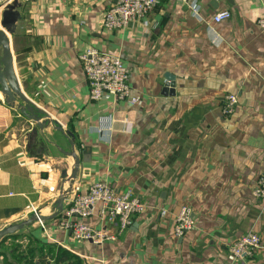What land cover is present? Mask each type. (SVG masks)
<instances>
[{
	"label": "crops",
	"instance_id": "obj_1",
	"mask_svg": "<svg viewBox=\"0 0 264 264\" xmlns=\"http://www.w3.org/2000/svg\"><path fill=\"white\" fill-rule=\"evenodd\" d=\"M190 1L163 0L142 20L109 31L102 17L116 0H0V16L16 2L8 33L14 69L45 122L39 128L0 91V229L29 218L32 207L54 212L72 147L79 168L63 210L75 186L84 193L99 181L146 206L116 240L102 243L73 238L60 211L43 220L47 234L37 221L15 232L26 239L23 248L42 244L52 256L65 248L83 264H264V197L253 194L264 172V30L257 24L264 0H194L200 19ZM221 10L230 18L211 24ZM89 47L122 59L136 103L111 94L90 99L79 60ZM227 94L237 96L230 114ZM183 206L194 225L176 237ZM98 212L95 205L86 219L96 228ZM249 231L260 246L234 258L229 246ZM13 242L7 238L0 264H25ZM48 253L44 264H54Z\"/></svg>",
	"mask_w": 264,
	"mask_h": 264
},
{
	"label": "built area",
	"instance_id": "obj_2",
	"mask_svg": "<svg viewBox=\"0 0 264 264\" xmlns=\"http://www.w3.org/2000/svg\"><path fill=\"white\" fill-rule=\"evenodd\" d=\"M163 0H117L103 13V26L112 31L125 28L129 22L142 20L148 13ZM192 13L200 16V5L191 0L188 4ZM228 10L215 12L211 17V24H218L228 18ZM218 17H220L218 19ZM144 25L148 22L143 20ZM257 24L264 30V16L258 18ZM79 60L89 85V97L98 100L105 94H111L117 99L126 100L132 104L139 100V96L132 94L129 84V69L124 65L118 55L89 47L79 55ZM237 103L235 94H227L224 98L223 112L230 114ZM75 196L69 206L62 210L59 224L69 230L73 238L78 240H91L95 243L114 241L131 224V219L136 214L145 211V204L130 190L117 191L109 184L99 181L89 184L84 193L79 188H74ZM253 194L264 197V172L261 173L254 185ZM99 205L98 217L102 224L96 228L86 219L92 215V209ZM34 214H37L32 207ZM166 211L163 210L162 214ZM43 233L47 234L46 226L42 220H37ZM108 223L110 228L104 224ZM194 219L190 208L183 206L175 218L174 235L181 237L185 231L192 228ZM260 246V237L252 231L238 237L230 246L229 252L234 258L251 255Z\"/></svg>",
	"mask_w": 264,
	"mask_h": 264
},
{
	"label": "water",
	"instance_id": "obj_3",
	"mask_svg": "<svg viewBox=\"0 0 264 264\" xmlns=\"http://www.w3.org/2000/svg\"><path fill=\"white\" fill-rule=\"evenodd\" d=\"M15 5L16 2H13L12 4L5 6L4 10L1 12L0 25L2 28L0 29V91L8 103L14 105L23 115L35 121L39 128H43L45 122L41 121L40 117L35 113V110L39 112V109L35 107L32 101L22 91L14 69V60L8 33L13 32L14 23L19 17V14L14 10ZM17 97L21 100V102L18 104H16ZM57 128L62 130L60 125H57ZM65 134L70 139L73 138V134L70 131L65 130ZM71 144L72 146L74 144L72 139ZM66 154L71 156L74 162L70 170V174L67 176V188H62L58 197L54 201V212L50 216H42L39 213H33L25 220L9 224L0 229V239L11 235L18 230H21L25 226H29L34 221H43L45 219L53 218L63 210V200L71 191V183L74 180L79 168V158L75 154L73 147L70 151L66 152ZM62 174L65 176L66 171L64 170Z\"/></svg>",
	"mask_w": 264,
	"mask_h": 264
},
{
	"label": "trees",
	"instance_id": "obj_4",
	"mask_svg": "<svg viewBox=\"0 0 264 264\" xmlns=\"http://www.w3.org/2000/svg\"><path fill=\"white\" fill-rule=\"evenodd\" d=\"M4 239H5V237L0 239V242H2ZM37 246H38V248H37L38 251L37 250L36 251H37L39 256H38V258H37L38 260H36V262H34V257L36 254L34 248H29L27 250V253L19 252L16 247L12 248V249L17 251L16 259L17 260L25 259V261H24L25 264H44L45 263L44 261L46 260L45 255H47L48 251H46L44 253V251H43L44 247L42 246V244L41 245L37 244ZM48 254L51 255L50 252ZM27 255H30V257L28 258ZM48 258H52L54 261V264H83L82 259L79 258V256H77V255L73 254L72 252L68 251L67 249L61 248V247L57 248L55 255H53V256L51 255V257H48Z\"/></svg>",
	"mask_w": 264,
	"mask_h": 264
},
{
	"label": "rangeland",
	"instance_id": "obj_5",
	"mask_svg": "<svg viewBox=\"0 0 264 264\" xmlns=\"http://www.w3.org/2000/svg\"><path fill=\"white\" fill-rule=\"evenodd\" d=\"M0 18H1V16H0ZM0 28H2L1 27V25H0ZM16 100H19L18 101V103L19 102H21V100L17 97L16 98ZM66 179V178H65ZM63 189H66V188H63ZM20 230H18V231H16V232H19ZM19 234H21V233H19ZM13 238V239H15V242H13V244L11 245V247L10 248H17V250L19 251V252H27V250L29 249V248H34L35 249V252H37L38 250H37V248H38V246L37 245H32V246H28V247H26L28 244H29V242L27 243V245L23 248L22 247V243H24V242H26V239H24L22 236H16L14 233L13 234H11V235H8V237L6 236L5 237V239L2 241V242H0V251H6V249L4 248V244H5V242L7 241V238ZM26 248V249H25ZM37 250V251H36ZM4 260V259H3Z\"/></svg>",
	"mask_w": 264,
	"mask_h": 264
},
{
	"label": "clouds",
	"instance_id": "obj_6",
	"mask_svg": "<svg viewBox=\"0 0 264 264\" xmlns=\"http://www.w3.org/2000/svg\"><path fill=\"white\" fill-rule=\"evenodd\" d=\"M220 17H218V19H219Z\"/></svg>",
	"mask_w": 264,
	"mask_h": 264
}]
</instances>
